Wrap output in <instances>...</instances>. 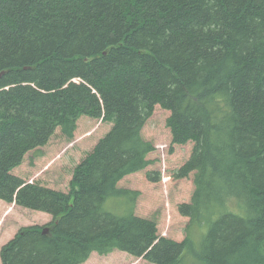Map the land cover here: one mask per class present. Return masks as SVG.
<instances>
[{
	"label": "trees",
	"instance_id": "1",
	"mask_svg": "<svg viewBox=\"0 0 264 264\" xmlns=\"http://www.w3.org/2000/svg\"><path fill=\"white\" fill-rule=\"evenodd\" d=\"M157 106L171 152L193 143L176 173L194 174L183 239L137 212L142 187H120L163 181L144 134ZM82 119L111 127L67 193L19 175ZM0 200L52 217L19 229L1 264H264V0H0Z\"/></svg>",
	"mask_w": 264,
	"mask_h": 264
},
{
	"label": "rangeland",
	"instance_id": "2",
	"mask_svg": "<svg viewBox=\"0 0 264 264\" xmlns=\"http://www.w3.org/2000/svg\"><path fill=\"white\" fill-rule=\"evenodd\" d=\"M169 115V112L157 106L144 129L146 139L156 146V153L150 157V159H155L156 163L152 164L149 171L161 173V179L163 180L161 185H146L142 184L137 177H128L122 181L120 187L127 189L142 187L144 195L137 212L142 215L151 214L159 218L162 235L166 227L167 233L170 230L173 236L183 239L184 235L182 233L188 219L180 217L178 205L181 202L190 201L194 191V174H191L188 179L178 180L176 179V173L190 159L193 143L185 148L176 147L174 153L171 152L170 132L166 127ZM110 127V124L94 119H82L73 142L66 140L58 131L47 147L29 154L23 167L19 170V175L24 177L29 184H54V186L67 193L71 180L70 176L74 168L81 163L99 139L109 131ZM167 146L168 149H166ZM22 169L24 170L21 171ZM157 196L159 201L156 200ZM115 204V202H110L108 205L109 210L121 214L111 209ZM51 221L52 217L47 213L7 205L0 200V252L2 247L15 237L19 229L36 225L45 226ZM84 264L151 263L122 252H115L108 256H99L94 253Z\"/></svg>",
	"mask_w": 264,
	"mask_h": 264
},
{
	"label": "water",
	"instance_id": "3",
	"mask_svg": "<svg viewBox=\"0 0 264 264\" xmlns=\"http://www.w3.org/2000/svg\"><path fill=\"white\" fill-rule=\"evenodd\" d=\"M44 233H49L48 228H46V229L44 230Z\"/></svg>",
	"mask_w": 264,
	"mask_h": 264
},
{
	"label": "bare ground",
	"instance_id": "4",
	"mask_svg": "<svg viewBox=\"0 0 264 264\" xmlns=\"http://www.w3.org/2000/svg\"><path fill=\"white\" fill-rule=\"evenodd\" d=\"M47 234V233H46Z\"/></svg>",
	"mask_w": 264,
	"mask_h": 264
}]
</instances>
